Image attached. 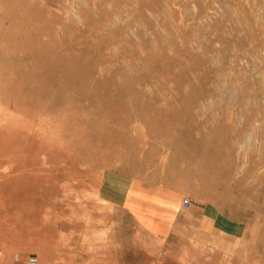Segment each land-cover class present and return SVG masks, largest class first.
Here are the masks:
<instances>
[{"label":"rangeland","instance_id":"rangeland-1","mask_svg":"<svg viewBox=\"0 0 264 264\" xmlns=\"http://www.w3.org/2000/svg\"><path fill=\"white\" fill-rule=\"evenodd\" d=\"M132 178L264 264V0H0V264L102 260L100 198Z\"/></svg>","mask_w":264,"mask_h":264},{"label":"crops","instance_id":"crops-1","mask_svg":"<svg viewBox=\"0 0 264 264\" xmlns=\"http://www.w3.org/2000/svg\"><path fill=\"white\" fill-rule=\"evenodd\" d=\"M123 188L101 198L106 218L88 233L87 251L105 258L89 255L86 264H256V246L242 239L239 225L193 205L185 191L134 178Z\"/></svg>","mask_w":264,"mask_h":264},{"label":"built area","instance_id":"built-area-1","mask_svg":"<svg viewBox=\"0 0 264 264\" xmlns=\"http://www.w3.org/2000/svg\"><path fill=\"white\" fill-rule=\"evenodd\" d=\"M183 204L184 205H188L189 204V201L187 199H184L183 200ZM1 254H2V249L0 247V257H1ZM27 263L28 264H37V257L34 256V255H29V257L27 259Z\"/></svg>","mask_w":264,"mask_h":264},{"label":"bare ground","instance_id":"bare-ground-1","mask_svg":"<svg viewBox=\"0 0 264 264\" xmlns=\"http://www.w3.org/2000/svg\"><path fill=\"white\" fill-rule=\"evenodd\" d=\"M71 92V91H70ZM74 95V94H73ZM101 199V198H100Z\"/></svg>","mask_w":264,"mask_h":264}]
</instances>
